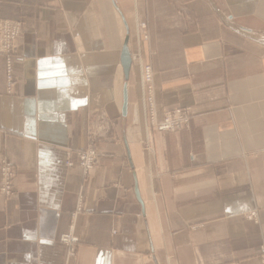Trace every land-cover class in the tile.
<instances>
[{
  "label": "crops",
  "instance_id": "0c3cea01",
  "mask_svg": "<svg viewBox=\"0 0 264 264\" xmlns=\"http://www.w3.org/2000/svg\"><path fill=\"white\" fill-rule=\"evenodd\" d=\"M0 18L22 22L10 89L0 55V160L17 170L0 264H264V0H0ZM139 52L157 119L190 107L188 127L148 124ZM88 145L85 180L65 159Z\"/></svg>",
  "mask_w": 264,
  "mask_h": 264
},
{
  "label": "built area",
  "instance_id": "2783aa9c",
  "mask_svg": "<svg viewBox=\"0 0 264 264\" xmlns=\"http://www.w3.org/2000/svg\"><path fill=\"white\" fill-rule=\"evenodd\" d=\"M22 31V22L19 20H9L0 18V55H2L5 59L6 65V73L8 84L12 81L11 76V67H12V60L16 53L15 47V40L20 35ZM143 31V32H142ZM143 42L148 40V33H147V24L146 22H140L137 24V37L140 38ZM139 44V43H138ZM142 46V45H141ZM137 60L141 61V53H137L135 57ZM143 61V60H142ZM142 67L140 70L142 89L151 92L153 90V69L152 65L148 61H143ZM146 87V88H145ZM145 93V92H144ZM145 95V94H144ZM150 98L147 95V99ZM145 100V98H144ZM148 101V100H147ZM154 100L149 99L150 107H149V114H148V124L154 128H157L159 131H175L185 127H188L189 121L192 117V111L190 107H176L169 109L163 113L161 120L154 119L155 114V102ZM147 151L151 152V145L147 142ZM78 158V165L81 169H91L93 166L97 164L98 153L93 147H89L86 149L81 150H72L66 153L65 165L67 167H71L74 164L73 157ZM14 165L10 161H3L1 164V170L4 171L3 173V185L1 193L5 194L6 196H13L14 194V182L12 181L14 176ZM81 201H78V207L76 211H80ZM74 215L72 214V218L74 219ZM249 219L256 221L257 212L256 210L250 211V213L246 214ZM246 217V218H247ZM59 240L63 242L67 247L68 251L66 253L67 257H71L75 254V245L77 243V238L74 236L72 231H68L67 233H63Z\"/></svg>",
  "mask_w": 264,
  "mask_h": 264
},
{
  "label": "rangeland",
  "instance_id": "374dc122",
  "mask_svg": "<svg viewBox=\"0 0 264 264\" xmlns=\"http://www.w3.org/2000/svg\"><path fill=\"white\" fill-rule=\"evenodd\" d=\"M180 3H181V1H180ZM10 20V19H9ZM140 22H145V21H140ZM140 22H138V23H135V25H134V34L136 35L135 37H136V43H137V45H138V43H139V45H142V47H143V45H144V42L142 41V39H141V36H140V38L139 37H137V24H139ZM147 24V23H146ZM22 32V31H21ZM143 32V31H142ZM148 33V32H147ZM21 34V33H20ZM20 36V35H19ZM19 36L16 38V40H15V47H16V53H15V55L17 54V40L19 39ZM127 39H128V37H127ZM148 41V40H147ZM146 41V42H147ZM128 47V46H127ZM141 47V48H142ZM135 51H136V49H135ZM149 54V53H148ZM2 56V55H1ZM130 56H131V54H130ZM3 57V56H2ZM4 58V57H3ZM141 58H142V56H141ZM131 60H132V57H131ZM142 60L143 61H145L143 58H142ZM139 61V60H136V62H135V64H136V66H137V68H138V73H139V78H140V70H141V67H142V62L143 61ZM149 62V61H148ZM153 69V68H152ZM7 81H8V79H7ZM152 83H153V79H152ZM10 84H8V89H10V86H9ZM145 86V85H144ZM144 86H142V84H140V90H141V97H142V101H143V103H144V105H145V107H146V109H147V114H149V107H150V103H149V99H150V101H151V99H153L154 100V90H152L151 92H149L148 91V93H147V90H145V89H142ZM146 88V87H145ZM10 91V90H9ZM8 91V92H9ZM145 92V93H144ZM145 94V95H144ZM147 95L150 97V98H148L147 99ZM144 98H145V100H144ZM148 100V101H147ZM155 101V100H154ZM153 101V102H154ZM155 114H156V106H155ZM136 117V119L137 120H139V121H141V123H143V121H142V119H141V116L140 115H138L137 114V116H135ZM103 120H101V121H99V123H94L93 125H91V127L89 128V135H90V137L92 138V140H95V139H97V138H101L103 135H105L106 134V125L107 124H109L108 122H109V120H108V117L106 116V115H104V114H102V117H101ZM154 119L156 120L157 119V116H155L154 115ZM161 120V119H160ZM157 121V120H156ZM101 122H103L102 124H101ZM152 128L153 129H156L157 131H159L157 128H154V126L152 125ZM176 131V130H175ZM145 146V150L147 151V145H144ZM89 147H93V146H91V145H88V146H86L85 148H82V150L83 149H86V148H89ZM94 148V147H93ZM95 149V148H94ZM78 150H81V149H78ZM96 150V149H95ZM10 161V160H8V159H6L5 157H3L1 160H0V191H2V185H3V172L4 171H2L1 170V164H2V162L3 161ZM73 160H74V164H73V166H75L77 163H78V158L75 156V157H73ZM98 160H99V158H97V164H98ZM10 162H12V161H10ZM13 163V162H12ZM97 164H96V166H97ZM13 165H14V163H13ZM73 166H71V167H73ZM76 166H78V165H76ZM96 166H93L91 169H81V167H79L78 166V168L81 170V173H82V175H83V178L85 179V180H89V178H90V175H91V171L96 167ZM16 167H15V165H14V169H13V172H14V176H13V179H12V181L14 182V190H15V180H16ZM14 193H15V191H14ZM0 195L1 196H3L4 198H6V199H9V198H11L12 196H6L5 194H3V193H1L0 192ZM14 195V194H13ZM77 207H78V205H77ZM77 209V208H76ZM80 209H81V205H80ZM254 210V209H253ZM252 211V210H251ZM248 213H250V211H248V212H246L245 213V215L246 214H248ZM247 216H245V219H247V220H250V221H253V222H256V221H254V219L252 220L251 218L249 219L248 217L246 218ZM116 231H113V233H115ZM66 246V245H65ZM67 251H68V247L66 246V253H67Z\"/></svg>",
  "mask_w": 264,
  "mask_h": 264
},
{
  "label": "water",
  "instance_id": "95a60500",
  "mask_svg": "<svg viewBox=\"0 0 264 264\" xmlns=\"http://www.w3.org/2000/svg\"><path fill=\"white\" fill-rule=\"evenodd\" d=\"M121 64L123 67L125 79H127L128 74H129V69L131 66V56H130L129 49L127 47V39L125 40V43H124L123 49H122V53H121ZM126 104H127V96H126V92L124 91L123 110L126 109Z\"/></svg>",
  "mask_w": 264,
  "mask_h": 264
},
{
  "label": "bare ground",
  "instance_id": "6f19581e",
  "mask_svg": "<svg viewBox=\"0 0 264 264\" xmlns=\"http://www.w3.org/2000/svg\"><path fill=\"white\" fill-rule=\"evenodd\" d=\"M139 83L142 84L141 76L139 78ZM135 120L137 121L136 117H135Z\"/></svg>",
  "mask_w": 264,
  "mask_h": 264
}]
</instances>
